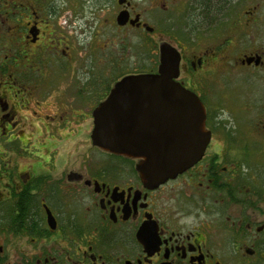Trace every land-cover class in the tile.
<instances>
[{"label": "flooded vegetation", "instance_id": "1", "mask_svg": "<svg viewBox=\"0 0 264 264\" xmlns=\"http://www.w3.org/2000/svg\"><path fill=\"white\" fill-rule=\"evenodd\" d=\"M86 1L88 21L58 0H0V264H264V0ZM90 21L145 29L147 56L125 57L123 36L108 58L92 52L74 28ZM163 43L206 145L151 185L142 158L92 131L124 76L158 71ZM83 139L97 155L65 170L74 151L60 156L59 140Z\"/></svg>", "mask_w": 264, "mask_h": 264}, {"label": "water", "instance_id": "2", "mask_svg": "<svg viewBox=\"0 0 264 264\" xmlns=\"http://www.w3.org/2000/svg\"><path fill=\"white\" fill-rule=\"evenodd\" d=\"M179 60L176 47L161 44L158 71L124 76L94 113L93 143L142 158L137 167L151 185L196 163L206 145L198 96L175 80Z\"/></svg>", "mask_w": 264, "mask_h": 264}, {"label": "rangeland", "instance_id": "3", "mask_svg": "<svg viewBox=\"0 0 264 264\" xmlns=\"http://www.w3.org/2000/svg\"><path fill=\"white\" fill-rule=\"evenodd\" d=\"M45 2L48 3L47 6L51 5V3L53 2V0H44ZM59 3V7L60 9H78L81 8V12L78 13L79 15H83L84 16V21H88L91 18V15L89 13L88 10V2L86 0H58ZM146 1V2H145ZM144 1V4L146 5L147 0ZM67 8V9H66ZM57 13H51L49 12V16L56 18V14H58V9ZM76 11V10H75ZM74 11V12H75ZM73 12V13H74ZM60 13V12H59ZM70 15L69 11H64L63 13H61L60 19L61 21L65 20V18L67 17V15ZM147 14V13H146ZM74 15V14H73ZM77 16V14L75 15ZM73 18V17H72ZM71 18V19H72ZM91 23H87L85 24H81V22H76L74 23V28H75V35H79V31L84 30V36H87V38L84 39L85 45L88 47V42H95V46L99 49H94L93 48V44L91 46V51L92 52H99L102 54V56H104V54L106 53L107 56L106 58H108L111 55L112 51H115V46H118L119 44V40L120 37L119 36H123V42H125L126 44H122L123 45V51H124V55L125 57L130 58V60L134 61V59L136 58V56H147V51H142L141 53V49H144L147 43V38H151L149 35H147L145 29L143 31L137 29V30H133V29H128V30H122V31H117V29L113 26L110 25H102V24H98V22H93L90 21ZM63 25H65V22H62ZM105 24V23H104ZM88 25V26H87ZM4 35H6V33H3V31L0 33V37H3ZM97 42L99 43V45L97 44ZM90 45V44H89ZM121 45V43H120ZM206 45H209L208 42H203L201 45V47H204ZM127 46H128V50H127ZM188 50L193 52L195 50L194 48V44H187ZM146 49V48H145ZM3 54V53H2ZM0 52V56L2 55ZM157 59V58H156ZM140 64H143V61H139ZM109 65V63H107ZM77 142V143H76ZM58 150L60 151V156H62V154L66 153L68 149H72L74 152H72V156L69 157L70 161L67 163L68 166H65V170H69L71 169L75 164H78L82 155L84 153L88 154V152L90 153L91 156H96L97 153H94L93 151H91L89 149L90 145L88 143V141L86 140H59V144H58Z\"/></svg>", "mask_w": 264, "mask_h": 264}]
</instances>
